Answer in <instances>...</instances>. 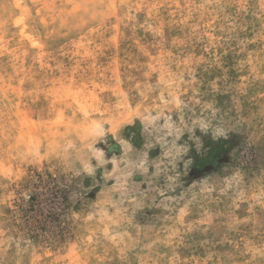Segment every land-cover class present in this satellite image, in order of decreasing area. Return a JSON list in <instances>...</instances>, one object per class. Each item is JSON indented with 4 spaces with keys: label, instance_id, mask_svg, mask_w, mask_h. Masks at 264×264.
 Here are the masks:
<instances>
[{
    "label": "rangeland",
    "instance_id": "rangeland-1",
    "mask_svg": "<svg viewBox=\"0 0 264 264\" xmlns=\"http://www.w3.org/2000/svg\"><path fill=\"white\" fill-rule=\"evenodd\" d=\"M0 264H264V0H0Z\"/></svg>",
    "mask_w": 264,
    "mask_h": 264
}]
</instances>
